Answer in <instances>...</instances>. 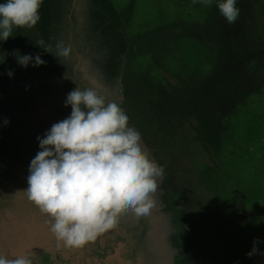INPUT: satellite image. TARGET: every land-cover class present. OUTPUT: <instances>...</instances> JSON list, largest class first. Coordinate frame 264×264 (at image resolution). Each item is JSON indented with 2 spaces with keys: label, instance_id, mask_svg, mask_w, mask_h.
Returning a JSON list of instances; mask_svg holds the SVG:
<instances>
[{
  "label": "rangeland",
  "instance_id": "1",
  "mask_svg": "<svg viewBox=\"0 0 264 264\" xmlns=\"http://www.w3.org/2000/svg\"><path fill=\"white\" fill-rule=\"evenodd\" d=\"M217 4L43 0L35 28L0 41V195L48 110L75 87L95 88L85 76L124 109L161 182L170 170L190 192L191 241L177 240L176 264H253L259 256L246 253L264 241V0H237L233 24ZM61 42L70 59L54 55ZM17 50L46 63L24 68ZM79 55L97 68L75 71Z\"/></svg>",
  "mask_w": 264,
  "mask_h": 264
},
{
  "label": "clouds",
  "instance_id": "2",
  "mask_svg": "<svg viewBox=\"0 0 264 264\" xmlns=\"http://www.w3.org/2000/svg\"><path fill=\"white\" fill-rule=\"evenodd\" d=\"M211 6L213 0H192ZM237 0H218L220 14L229 24L240 15ZM43 0H5L0 3V41L13 37L14 29H32L41 20ZM44 45V41H39ZM49 45L44 51L53 54ZM54 54L70 59L71 46L62 42ZM27 68L45 65L39 54L13 53ZM34 61V63H33ZM14 78V70L7 72ZM67 79V78H66ZM70 116L54 123L43 137H37L40 151L31 160L28 187L22 190L47 220L58 245L83 249L113 230L122 214L131 212L137 220L151 215L164 168L150 158L141 144V134L129 126V117L116 102H107L95 89L79 86L68 93L65 107ZM86 109V111H85ZM5 123H8L5 121ZM253 239L249 258L264 257ZM33 252L13 259L0 254V264H36Z\"/></svg>",
  "mask_w": 264,
  "mask_h": 264
},
{
  "label": "flooded vegetation",
  "instance_id": "3",
  "mask_svg": "<svg viewBox=\"0 0 264 264\" xmlns=\"http://www.w3.org/2000/svg\"><path fill=\"white\" fill-rule=\"evenodd\" d=\"M154 159L159 165L155 155ZM165 172L166 178L162 182L158 178L159 187L154 194L156 204L149 217L137 220L131 212L122 214L113 230L83 249H68L58 245L56 238L49 231L47 224L49 217H47L42 239L44 248L38 247L34 252L38 258L36 264H132L129 259L134 254L133 251L139 258L147 257L151 260L148 263L154 264L156 257L154 252H151V248L156 246V241L152 240V247H150L149 243H144V238L163 218L168 221L166 224L169 226L162 229V235H165L168 248L175 252L173 264H176L179 252L176 246L183 245V243H177V240L184 237L185 241H191V235L187 232L190 228L187 209L192 199L189 191L181 192L177 188L172 171L165 170ZM182 228L183 231H181ZM178 231H180L179 238ZM185 245L182 247L185 251L184 260H181L184 263L188 259L186 255L188 247Z\"/></svg>",
  "mask_w": 264,
  "mask_h": 264
},
{
  "label": "water",
  "instance_id": "4",
  "mask_svg": "<svg viewBox=\"0 0 264 264\" xmlns=\"http://www.w3.org/2000/svg\"><path fill=\"white\" fill-rule=\"evenodd\" d=\"M81 59L82 57L79 55L74 65L75 71L78 69L83 71V68L95 66L94 62L89 59L87 63L82 64ZM95 68L97 67L95 66ZM83 74H85V72H82V75ZM83 79L88 80L92 86L97 88L96 90L100 88L98 84L90 81L87 77L84 76ZM75 88H73V90ZM67 95L68 94L64 95L61 100L54 104L55 109L51 111L48 110L46 115L42 117V130L37 133L34 131L29 134L24 144V152L22 156H20V159H18V163L15 165L11 177L6 182V191L0 195V254H5L10 259L29 252L34 253L35 250L38 249V247L32 250L25 248V244L30 237L38 236L41 240L43 239L44 223L47 220V216L41 214L39 209L27 200L22 190L28 187L27 178L30 174L29 168L31 160L36 156L37 152L40 151L37 137H43L45 132L48 131L54 123L64 120L71 114V107H65ZM102 96L107 99L104 95ZM143 148L147 149V147ZM166 223H168L166 219L163 218L160 220L158 224L154 225L153 230L149 231L144 238V243H149L150 247H152V240L155 239L156 241L157 247L154 246L151 248V252H154L156 257L154 264H173L175 252L168 248L165 235H162V229L169 226V224L167 225ZM132 253L134 254L129 259L132 264H149L148 261H151L147 257L139 258L135 251ZM253 264H264V257L259 256Z\"/></svg>",
  "mask_w": 264,
  "mask_h": 264
},
{
  "label": "snow or ice",
  "instance_id": "5",
  "mask_svg": "<svg viewBox=\"0 0 264 264\" xmlns=\"http://www.w3.org/2000/svg\"><path fill=\"white\" fill-rule=\"evenodd\" d=\"M35 247L44 248V244L38 236L30 237L25 244V248L28 250H32Z\"/></svg>",
  "mask_w": 264,
  "mask_h": 264
},
{
  "label": "crops",
  "instance_id": "6",
  "mask_svg": "<svg viewBox=\"0 0 264 264\" xmlns=\"http://www.w3.org/2000/svg\"><path fill=\"white\" fill-rule=\"evenodd\" d=\"M153 150H154V153H155V151H159L158 153H156V156H157V155H159V156L161 155V154H160V150H162L161 148H159V147H158V148H153ZM153 150H152V151H153Z\"/></svg>",
  "mask_w": 264,
  "mask_h": 264
},
{
  "label": "trees",
  "instance_id": "7",
  "mask_svg": "<svg viewBox=\"0 0 264 264\" xmlns=\"http://www.w3.org/2000/svg\"><path fill=\"white\" fill-rule=\"evenodd\" d=\"M214 11H215V9H214ZM215 13H216V11H215Z\"/></svg>",
  "mask_w": 264,
  "mask_h": 264
}]
</instances>
